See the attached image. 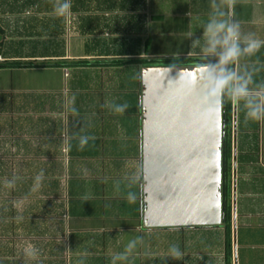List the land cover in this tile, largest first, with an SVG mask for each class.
Instances as JSON below:
<instances>
[{"label": "crops", "instance_id": "crops-1", "mask_svg": "<svg viewBox=\"0 0 264 264\" xmlns=\"http://www.w3.org/2000/svg\"><path fill=\"white\" fill-rule=\"evenodd\" d=\"M4 1L0 0V13L4 12L0 14L3 41L22 29L25 20L20 16L25 15L26 10L35 8L37 17L46 16L48 21L44 22L38 17L39 22L43 21L46 27L34 25L31 29L33 31L50 30L55 33L56 38L63 39L66 31L65 16L80 17L83 14V17H90L86 29L89 35L97 30L109 32L108 39L114 42V39L127 35L123 38L128 39L129 42H125L129 47L112 49L114 42H110L106 51L94 49L86 52L82 47L85 41L78 40V34L72 33L67 34V37L75 39L59 54L0 53V60L56 64L45 67L57 68L66 63V66L61 67L69 69L66 71L69 85L63 94L57 90L48 95L45 103L41 102L43 104L40 108L36 107L39 100H36L37 103L35 100H28L25 106L14 111L15 116L11 112H5L4 106L0 105V118H4L0 119V152L8 153L3 161L0 158V175L16 176L17 165L21 168L20 173L25 176L33 177L43 171L47 179L56 177L55 182L51 179L45 181L46 185L42 190L40 187V192L50 193L55 198L52 200L53 209H59L63 217L58 219V237L62 241L67 240V254L73 256L75 264H78L77 257L106 248L104 243L94 242L93 235H88L91 233L103 236L105 231L100 226L96 229H83L81 219H72L73 215L67 212L72 193L70 179L76 174L86 179L89 176H103L106 179L104 182H109V186L103 191L110 195L116 206L119 202L116 200L123 199L128 210L132 209L129 193L135 197L133 201L136 213L133 211L121 214L117 210L111 214L112 220L130 219L129 216L137 220L140 215L141 221H133V224L126 227L129 233L121 234L128 237L129 242L136 241L129 256H136L140 260H134L131 264H225L224 228L220 225L152 229L143 227L140 200V71L144 65L160 58L201 57L202 25L214 11L213 6L215 11L223 12L225 17L238 22L242 35L251 34L264 40V0H71L70 12L62 17L54 14V3L42 8L39 4H25V0ZM10 1L14 4H10ZM151 35L156 39L163 38L167 50H148L145 46L148 40L152 43ZM99 36L107 39L103 34ZM130 59L143 61L111 64L113 61ZM75 61H85L86 64L67 67L71 65L70 62ZM235 68L237 71L247 69L252 72L253 83L249 87L254 91L259 85H264V46L254 55L241 57ZM128 73L132 74L131 81L134 85L123 94L120 77H125ZM81 75H85L84 81L87 82L82 91L75 83ZM73 95L74 103L68 104ZM79 96H84L85 99L78 100ZM116 104H127V108L123 113H115L110 105ZM68 107H74L76 111L70 112ZM77 111L82 114L79 116ZM25 123L29 125L25 127ZM82 135L94 139H90L83 150H80L78 140ZM5 144L6 148H3ZM237 189L238 200L235 197L230 225V263L264 264V175L261 169L243 167ZM7 190L13 207L8 210L9 219H0V235L4 230L10 229L11 237H18L15 230L17 221L27 222L31 229L33 222L39 220L30 219L34 208L30 205L25 206L20 213L23 219H14L17 213L13 202L17 199L30 201L33 187L29 183L18 187L9 185ZM102 216L104 217L103 214ZM67 218H70L69 222ZM60 245L58 247V244L52 243L51 250L48 254L46 252L47 257L41 256L46 259L45 264H58L63 260L64 243ZM171 245L180 249L182 255L179 260L168 257ZM1 249L0 257L4 261L14 259L15 264L32 262L25 257L17 258L11 247ZM52 255L56 258H50ZM37 261L40 262V259Z\"/></svg>", "mask_w": 264, "mask_h": 264}, {"label": "rangeland", "instance_id": "rangeland-1", "mask_svg": "<svg viewBox=\"0 0 264 264\" xmlns=\"http://www.w3.org/2000/svg\"><path fill=\"white\" fill-rule=\"evenodd\" d=\"M6 2V0L4 1ZM25 4H39L40 7H44V5H51L55 2V0H25ZM8 3V2H7ZM10 4H14V2L10 1ZM8 7H6L7 9ZM13 8V7H11ZM37 9L26 10L25 15H21L20 17L24 18V22L21 30H17L13 33L9 38L5 39L2 44L1 53L4 54H59L63 52V48H67L69 43L75 38L67 37V34L76 33L78 34V40H84L85 44H83V50L86 52H90L94 49H99L101 51H106L108 43L114 42L113 40L108 39L109 32L105 31L99 32L98 30L93 34L89 35V32L86 30L88 27V21L90 17H83V14H80V17L66 15L65 22V32L64 38L59 39L55 37L54 32L47 31H37L31 30L32 27H46L44 22L48 21L46 16H38L41 17L42 20L39 22V18L35 12ZM18 12V11H17ZM16 12V13H17ZM31 12H33L31 14ZM31 15H28V14ZM81 13V12H80ZM0 14H4L1 12ZM34 15V16H33ZM48 17V16H47ZM29 24V25H28ZM21 25V24H20ZM13 28V26H11ZM105 32V33H104ZM96 34V35H95ZM99 34H103L107 39H103L99 36ZM123 37H127L124 35ZM118 40L114 39V47L112 49H124L129 47L127 44V38ZM152 43L148 40L147 47L148 50H163L165 48V40L163 38H154L153 35L150 36ZM154 39V40H153ZM3 40V39H2ZM129 42V41H128ZM111 49V48H110ZM174 59L160 58L151 64H160V63H175ZM75 62H70L71 65L67 67H71ZM60 68L58 67H43V68H1L0 69V105L4 106L5 112H11L13 115L17 108H21L25 106V103L28 100H39L36 107L41 106V104L45 103L46 97L48 95H52L55 91L58 90L60 94H63L65 88L68 87V80L66 77L67 69H62L61 66H66V63L60 64ZM131 73L125 75V77H120V81L123 86V94L133 87V81H131ZM85 75H81L75 82L78 86L79 90H83L85 88L87 82H85ZM130 76V77H129ZM130 78V80H128ZM139 87L141 89L140 79H139ZM130 94V93H129ZM45 95V96H44ZM131 95V94H130ZM125 98V97H124ZM84 96H79L78 100H84ZM43 102V103H41ZM37 103V102H36ZM237 106L240 105V113L243 114L245 109L243 107V102L236 103ZM35 107V108H36ZM40 108V107H39ZM79 112V116L82 114ZM84 114V113H83ZM3 117V116H2ZM0 119H4V118ZM6 119V117H5ZM25 120L24 118H21ZM82 121V119L80 120ZM249 121V120H248ZM25 123V127L28 126ZM23 125V124H22ZM2 132V129H0ZM17 131V129H16ZM22 131V130H19ZM20 134V133H19ZM6 148L3 145V148ZM2 150V149H1ZM7 152H0V158L3 159L7 157ZM16 176H8L6 174L0 175V219H9L7 216L8 210L10 207H13L9 200L7 186L15 185V187L21 184H31L33 187V192L31 193L32 198L29 201L27 200H15L14 208L16 209V217L14 219H23L20 217V213L23 211L25 206H33L32 212L30 214V219H39L36 222H33L31 229H29V225L27 222L17 221L15 223V230L17 231L18 237H11L10 229L4 230L0 235V250L2 248L11 247L12 250L16 253L17 258L23 259H31V264H45L46 259L41 256L47 257V254L51 250L50 245L55 243L58 244V247L61 246V243H64V252H63V260L58 264H75L73 261V256L67 254L68 246L67 240H60L59 236V220L62 219V214L59 209H53V201L55 198L50 193H41V190L46 185L45 181H49L51 179L52 182H55L56 177H48L43 178L40 182L39 186H37L35 182V176H25L21 174V168L19 166H15ZM31 180V181H30ZM72 185V193L71 199L68 203V214L73 215L72 219H81V227L84 229H96V227L101 228L102 231H105L102 234H91L94 236V242L96 243H104L106 248L98 249L92 251L90 254L86 253L83 256L77 257L78 264H111V257L117 253L123 252V247H125L126 243H129V239L126 236H122L123 233H129V230L126 229L128 225L133 221L140 222L139 218L136 219H125L119 218L112 220L111 214L116 212L117 210L123 214L124 212H133L136 213L135 208V199L129 200L132 209L128 210L127 204L123 199H119L117 206L114 204L113 200L110 199V195L103 190L107 185L109 186V182H104L103 176H89L87 179L80 175H72L71 179ZM51 182V183H52ZM104 182V184H102ZM44 183V184H43ZM50 183V182H48ZM50 184H47V186ZM104 185V186H102ZM102 186V187H101ZM236 190V201L238 200V189L237 185H235ZM103 191V192H102ZM126 194V193H125ZM128 200V199H127ZM134 202V203H133ZM237 203V202H236ZM112 210V212H111ZM104 215V217L102 216ZM133 214V213H132ZM108 215V217H107ZM27 218V217H26ZM103 218V219H101ZM41 219V220H40ZM68 219V218H67ZM70 219V218H69ZM68 219V222H69ZM4 220V221H5ZM3 221V222H4ZM38 221V222H37ZM79 221V220H78ZM11 222V221H10ZM8 225V224H6ZM42 229V230H41ZM109 230V231H108ZM40 231V232H39ZM109 232V233H108ZM6 233L8 234L6 236ZM43 233V234H41ZM233 234V231H232ZM21 235V236H20ZM43 235V237H42ZM87 235V237H89ZM20 236V237H19ZM45 236V238H44ZM56 237V239H55ZM124 237V238H123ZM88 240V239H87ZM126 240V241H125ZM131 240V239H130ZM89 248V247H87ZM49 249L48 251H46ZM47 252V254H46ZM50 258H56L54 255L50 256ZM138 258V257H137ZM40 259V262L37 261ZM76 257L74 256V260ZM14 259H10L9 261H4L3 257H0V264H15L16 261ZM136 259V256H129L126 261H117L116 264H131ZM48 261V260H47ZM50 264V263H48Z\"/></svg>", "mask_w": 264, "mask_h": 264}, {"label": "water", "instance_id": "water-1", "mask_svg": "<svg viewBox=\"0 0 264 264\" xmlns=\"http://www.w3.org/2000/svg\"><path fill=\"white\" fill-rule=\"evenodd\" d=\"M201 71L196 64L141 68L144 228L216 226L224 220V97L217 104L205 101Z\"/></svg>", "mask_w": 264, "mask_h": 264}, {"label": "clouds", "instance_id": "clouds-1", "mask_svg": "<svg viewBox=\"0 0 264 264\" xmlns=\"http://www.w3.org/2000/svg\"><path fill=\"white\" fill-rule=\"evenodd\" d=\"M214 11L209 15L207 21L202 25L203 45L200 48V55L206 61L208 56H216V63L204 62L201 66L200 84L203 90L204 99L208 104H217L221 96L228 100L240 103L243 102L246 120H264V85H259L254 91L249 86L253 83L252 72L247 69L237 71L236 63L243 56L254 55L264 46V40L248 34L242 35L238 22L225 17L223 12ZM71 0H55L53 12L56 16H64L70 12ZM229 65L232 67L229 68ZM168 67V66H166ZM75 96L71 97L68 104H73ZM115 113H123L127 104L110 105ZM70 112H75L74 107H68ZM90 139L87 135H82L78 140V147L83 150ZM44 178L43 171L35 176V182L39 186ZM128 199L135 197L129 193ZM136 241H130L123 252L111 257V264L117 261H126L133 252ZM182 253L176 245H171L168 250V257L179 260Z\"/></svg>", "mask_w": 264, "mask_h": 264}, {"label": "flooded vegetation", "instance_id": "flooded-vegetation-1", "mask_svg": "<svg viewBox=\"0 0 264 264\" xmlns=\"http://www.w3.org/2000/svg\"><path fill=\"white\" fill-rule=\"evenodd\" d=\"M230 68V66H229ZM223 113L225 119L223 162L224 177L222 183L224 202L226 189L229 188L230 217H232L233 203L236 197L235 185L241 178V169L260 168L264 175V120H246L244 113H240L237 106L224 97ZM228 149V150H227Z\"/></svg>", "mask_w": 264, "mask_h": 264}, {"label": "trees", "instance_id": "trees-1", "mask_svg": "<svg viewBox=\"0 0 264 264\" xmlns=\"http://www.w3.org/2000/svg\"><path fill=\"white\" fill-rule=\"evenodd\" d=\"M3 30L0 27V53L2 51V44H3ZM216 56L213 57H207L206 61L202 59V57H196V58H178L174 59L173 62H176L178 65H187V64H196L199 66H202L204 62H207L209 64L216 63ZM136 62L140 63L143 60L141 59H130V60H118L113 61L111 64H122L124 62ZM75 65H85V61H75ZM45 66H56V64H46V63H34L30 61L22 62L17 60H0V69L1 68H31V67H45ZM230 68L232 67L229 65ZM228 150V149H227ZM141 181V178H140ZM227 199L229 200V188L226 189V195ZM142 199V196L140 195V200ZM228 200L225 202V210H224V220L220 224L224 228V249H225V264H231L230 263V254H231V217H230V206ZM148 229V228H146Z\"/></svg>", "mask_w": 264, "mask_h": 264}, {"label": "built area", "instance_id": "built-area-1", "mask_svg": "<svg viewBox=\"0 0 264 264\" xmlns=\"http://www.w3.org/2000/svg\"><path fill=\"white\" fill-rule=\"evenodd\" d=\"M231 218H233V213H232V217Z\"/></svg>", "mask_w": 264, "mask_h": 264}]
</instances>
